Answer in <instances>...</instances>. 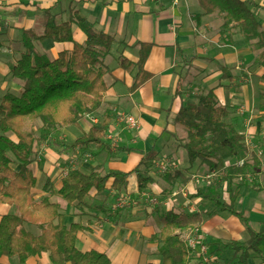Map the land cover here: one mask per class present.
I'll list each match as a JSON object with an SVG mask.
<instances>
[{"label":"crops","instance_id":"1","mask_svg":"<svg viewBox=\"0 0 264 264\" xmlns=\"http://www.w3.org/2000/svg\"><path fill=\"white\" fill-rule=\"evenodd\" d=\"M249 1L257 5L254 11L261 18L264 30V0ZM76 16L90 22L95 31L113 38L104 58L107 88L101 107L85 114L77 125L63 127L42 138V129L27 127V122L34 120L41 128L40 119L24 121L23 130L34 138L28 167L36 180L31 189L35 201L48 195L50 201L59 205L65 225L78 223L85 227L77 233L76 245L81 251L103 252L111 264H160L158 244L150 238L163 227L161 210L143 212L139 203L118 210L114 197L131 191L148 192L160 198L169 189L168 204L174 208L163 209V214L171 211L191 215L206 211L203 207L208 205L204 200L190 196L203 188L200 176L207 167L199 161H188L177 136L182 127L173 117L182 105L212 90L228 112L226 121L245 136L250 150L259 159L244 178L222 182L219 197L228 202L230 188L238 185L235 210L247 218L256 232L264 233V144L257 145L254 140L264 138H261L264 136V67L255 62L260 50L246 44L238 29L230 25L223 28L220 13L205 14L197 0H0V99L6 92L18 95L21 91L22 82L11 76L10 68L24 49L23 31L41 35L49 23L71 22V41L56 42L49 38L33 41L35 50L52 60L61 51H71L75 43L85 41L86 35L76 23ZM142 44L150 45L143 64L150 75L131 90L137 68L125 69L120 64L124 59L136 63ZM127 115L136 119V129L129 128ZM104 120L107 122L102 136L104 145L71 146ZM9 135L16 139L12 133ZM8 157L10 167L20 171L21 162L11 152ZM159 159H167L170 176H157L153 172ZM137 166L151 178L143 190L138 189L136 175H131L124 190L111 188L112 179H109L104 191L90 190L81 203H68L50 192L60 188L70 167L84 173L98 167L104 174L109 170L129 172ZM189 176L193 179L186 181ZM209 211L214 214L201 213L202 220L192 225L207 241L248 240L249 233L239 218L215 207ZM14 213L15 205L0 202V218ZM22 226L34 235L40 233L34 224L23 222ZM180 230L184 229L176 228L174 233ZM211 246L218 264H236L238 251ZM247 262L264 264V241L258 252L249 251ZM190 263L201 264L195 257ZM0 264L54 263L46 251L30 256L23 263L17 256L0 254Z\"/></svg>","mask_w":264,"mask_h":264},{"label":"trees","instance_id":"2","mask_svg":"<svg viewBox=\"0 0 264 264\" xmlns=\"http://www.w3.org/2000/svg\"><path fill=\"white\" fill-rule=\"evenodd\" d=\"M205 14H221L222 27L232 26L244 36L245 43L260 50L255 62L264 67V30L261 18L254 11L256 4L249 0H197ZM76 23L86 35L83 43H75L71 51H61L55 59H47L35 50L33 41L49 38L56 42L71 41V22L49 23L44 32L37 35L31 30H24L21 43L23 51L10 68L13 78L22 82L18 95L6 92L0 99V202L13 204L16 213L0 218V254L17 256L23 263L30 256L49 252L54 264H111L107 254L96 250L81 251L77 245V233L85 227L78 223L65 225L59 205L49 200V196L35 201L31 189L35 186V177L28 167L33 152L34 138L30 132L23 130L26 119H40L41 137L47 136L66 126L77 125L87 113L96 112L103 102L107 88L104 75L107 68L104 58L108 54L113 38L103 32L94 30L86 19L76 16ZM230 25V26H229ZM136 63L122 60L121 66L130 69L136 66L137 74L131 90L136 89L148 77L143 68L150 45L142 44ZM227 110L221 106L212 90L199 95L196 101L182 105L174 115V121L185 128L187 139L181 141L190 163L199 161L201 165L218 170L221 174L215 186L206 190H197L194 197L207 200L220 211L228 212L241 220L249 233L248 240L210 241L218 249H231L239 252L236 264H248L249 251L258 252V246L264 241V233L256 232L247 218L235 210L234 203L239 196L238 185L229 190V201L219 197L222 182L244 178L245 171L259 163L255 152L244 144V135L226 121ZM107 126L94 125L71 146L77 143L87 145L95 143L104 145L102 136ZM12 133L16 139L10 137ZM11 152L21 162L22 168L16 172L10 167ZM250 154L253 165L243 161L223 164L225 158H244ZM228 167V168H226ZM166 177L169 172L164 173ZM136 175L138 189L143 190L151 178L137 166L132 171L109 170L104 174L96 167L89 173L70 167L61 180L56 191L68 203H81L89 191L102 192L109 179L111 188L121 191L126 188L127 178ZM48 185H45L47 188ZM211 216L214 211L203 212ZM202 220L199 212L191 215L176 214L168 211L162 215L163 227L159 233L152 235L157 242V252L162 260L160 264H191L194 257L191 249L172 229L181 228L182 223L194 224ZM23 222L36 225L37 235L25 230ZM185 224V225H186ZM213 252V251H212ZM152 264V263H147Z\"/></svg>","mask_w":264,"mask_h":264},{"label":"rangeland","instance_id":"3","mask_svg":"<svg viewBox=\"0 0 264 264\" xmlns=\"http://www.w3.org/2000/svg\"><path fill=\"white\" fill-rule=\"evenodd\" d=\"M39 126H40L39 123L35 122L34 120H29L27 122L28 129L40 130L41 128H39ZM262 128H263V131H264V125L262 126ZM181 129L182 130L180 132H177V136L180 138L178 140L179 144H181V141H185L187 139V133H186L185 128L182 127ZM263 137L264 136H262L261 138H263ZM254 140L256 141L255 143H257V145L259 143L264 144V138L259 140L258 137H257ZM244 144L246 146H248V147L250 146V142L245 139V136H244ZM249 149H251V148L249 147ZM161 160H165L166 161L167 159H159L155 163V166H153L152 170L157 176L166 177L164 173L167 172V170H169V169H167L165 172H160V171H158V168L156 166L157 163L159 161H161ZM243 161H246L248 164H250V166L253 165V163L251 162L252 159H251V156H250L249 153L246 154V156L244 158L239 157V158H236V160L235 159H231V158H225L223 164H225L226 166L230 167L229 165H231L233 163H236V164H238L240 166ZM228 167H226V168H228ZM250 168L253 169V166H251ZM212 173H214V175H211ZM247 173H250L249 169H247V171H245V175ZM220 174H221L220 171H218V170L215 171V170L207 167L206 171L204 173H202V176H200V178L202 179V180L200 179L201 183H203L204 186H203V188H198L197 190H206V189H208L207 187H209V185L215 186V183L218 180V177H219ZM185 179H186V181H188V180L191 181L193 178H192V176H189V177H186ZM167 191H171V190H169V189L165 190V193H162L163 195L160 198L157 197L156 195H153V194L148 193V192L147 193H140V194H136L137 192L135 193V192H131V191L128 192V193H120V194H118V195H116L114 197V205L118 202L117 199L122 198V199H125V201L120 206H116L115 209L124 210V209H127L128 207L131 208V206H133L132 204H134V203L135 204L139 203V204H141L143 212H146V210L152 211L153 209H156L158 212H159V210H161L162 215H163V211H165L166 209H173L174 208L173 204H168ZM191 197H194L193 194H192V196H190V198ZM153 198H155L156 200H154ZM201 200H203V199H201ZM204 202H206L208 206H207V208L203 207V209L206 210V211L200 210V211H202L201 213L208 212L210 209H212V207H214L213 204L210 203L209 201L204 200ZM163 209H165V210H163ZM186 223H187V221L182 223V226H181V229L186 230V232H184V230H180L179 233H177V234L180 235V237L183 240H184L186 235H188V234L193 232L192 231L193 229H197V228H193L194 226H192V224L188 225ZM174 231H175V229H172L170 233H172ZM198 234L202 237V240L204 238V242L206 243V245L208 247H212L211 243L205 239L204 234L200 230H198Z\"/></svg>","mask_w":264,"mask_h":264},{"label":"built area","instance_id":"4","mask_svg":"<svg viewBox=\"0 0 264 264\" xmlns=\"http://www.w3.org/2000/svg\"><path fill=\"white\" fill-rule=\"evenodd\" d=\"M92 121L94 122L95 119L92 118ZM125 121L131 129H136L138 127L137 121L132 115H127L125 117ZM156 166L158 168V171L165 172L168 169V162H166L165 160H161L157 163ZM153 199L156 200L155 198ZM117 200L118 202L115 204V207L120 206L125 201V199L122 198ZM192 231V233L185 236L184 242L187 247L191 249L193 256L197 258L201 264H218L215 256L213 255V252L204 242V238L202 240V237L198 234V230L193 229Z\"/></svg>","mask_w":264,"mask_h":264}]
</instances>
